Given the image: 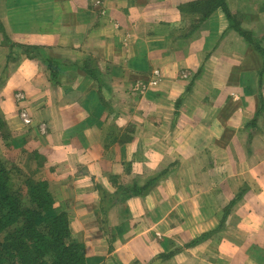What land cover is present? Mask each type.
Instances as JSON below:
<instances>
[{
    "label": "crops",
    "instance_id": "0c3cea01",
    "mask_svg": "<svg viewBox=\"0 0 264 264\" xmlns=\"http://www.w3.org/2000/svg\"><path fill=\"white\" fill-rule=\"evenodd\" d=\"M195 1L0 0V155L90 264H264V0Z\"/></svg>",
    "mask_w": 264,
    "mask_h": 264
},
{
    "label": "trees",
    "instance_id": "16d2710c",
    "mask_svg": "<svg viewBox=\"0 0 264 264\" xmlns=\"http://www.w3.org/2000/svg\"><path fill=\"white\" fill-rule=\"evenodd\" d=\"M187 7L196 9L203 18L220 8L229 23L234 22L226 0H197ZM232 25L253 42L249 32ZM257 48L264 56V48ZM84 68L90 75L93 73L88 64L85 63ZM260 109H264L262 101ZM150 182L143 186L122 187L121 195L129 198L144 194ZM54 203L46 180L29 177L0 156V264H90L85 244L72 234L68 214L57 211Z\"/></svg>",
    "mask_w": 264,
    "mask_h": 264
},
{
    "label": "rangeland",
    "instance_id": "374dc122",
    "mask_svg": "<svg viewBox=\"0 0 264 264\" xmlns=\"http://www.w3.org/2000/svg\"><path fill=\"white\" fill-rule=\"evenodd\" d=\"M227 3V2H226ZM227 7L229 9V11L231 12V14L233 15L234 17V25L236 24L237 26H241V21L243 20V22H245V20H248V12L245 11V10H241V8L239 7L238 10L236 12H233L230 8H229V5L227 3ZM244 11V12H243ZM232 23V24H233ZM1 156V155H0ZM2 157V156H1ZM9 162H11L10 160H7ZM29 177L33 178V179H37V176H35V174L31 175V174H28ZM122 193V192H121ZM121 193L119 192V194L121 195Z\"/></svg>",
    "mask_w": 264,
    "mask_h": 264
},
{
    "label": "built area",
    "instance_id": "2783aa9c",
    "mask_svg": "<svg viewBox=\"0 0 264 264\" xmlns=\"http://www.w3.org/2000/svg\"><path fill=\"white\" fill-rule=\"evenodd\" d=\"M24 120H25L26 122H28V119L25 118Z\"/></svg>",
    "mask_w": 264,
    "mask_h": 264
}]
</instances>
